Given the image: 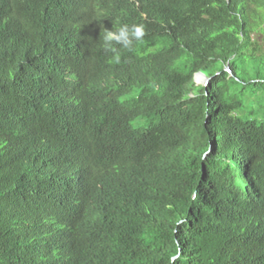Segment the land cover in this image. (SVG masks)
Returning a JSON list of instances; mask_svg holds the SVG:
<instances>
[{"label":"trees","instance_id":"obj_1","mask_svg":"<svg viewBox=\"0 0 264 264\" xmlns=\"http://www.w3.org/2000/svg\"><path fill=\"white\" fill-rule=\"evenodd\" d=\"M0 264H264V0H0Z\"/></svg>","mask_w":264,"mask_h":264},{"label":"clouds","instance_id":"obj_2","mask_svg":"<svg viewBox=\"0 0 264 264\" xmlns=\"http://www.w3.org/2000/svg\"><path fill=\"white\" fill-rule=\"evenodd\" d=\"M144 35L142 26L122 25L116 31L107 30L103 35L104 47L116 52L117 46L130 48L134 41L139 40ZM119 60V56L116 57ZM202 79L201 76H199Z\"/></svg>","mask_w":264,"mask_h":264},{"label":"rangeland","instance_id":"obj_3","mask_svg":"<svg viewBox=\"0 0 264 264\" xmlns=\"http://www.w3.org/2000/svg\"><path fill=\"white\" fill-rule=\"evenodd\" d=\"M258 39L262 40L263 37H260V36H259ZM201 81H202V82H203V81H206V79H205V78H202Z\"/></svg>","mask_w":264,"mask_h":264},{"label":"water","instance_id":"obj_4","mask_svg":"<svg viewBox=\"0 0 264 264\" xmlns=\"http://www.w3.org/2000/svg\"><path fill=\"white\" fill-rule=\"evenodd\" d=\"M227 72H229L228 68L225 69ZM204 82V81H203Z\"/></svg>","mask_w":264,"mask_h":264}]
</instances>
